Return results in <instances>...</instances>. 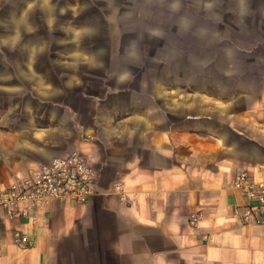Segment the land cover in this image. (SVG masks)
<instances>
[{"label":"rangeland","instance_id":"1","mask_svg":"<svg viewBox=\"0 0 264 264\" xmlns=\"http://www.w3.org/2000/svg\"><path fill=\"white\" fill-rule=\"evenodd\" d=\"M153 1L0 0V181L54 149L93 152L100 166L96 112L120 116L131 96L147 99L145 77L165 79L170 130L195 125L251 150L247 126L225 116L239 110L237 97L242 112L254 109L249 96L264 90V0ZM159 19L167 37L153 33ZM119 71L132 80L118 83ZM119 87L127 91L108 92Z\"/></svg>","mask_w":264,"mask_h":264},{"label":"crops","instance_id":"2","mask_svg":"<svg viewBox=\"0 0 264 264\" xmlns=\"http://www.w3.org/2000/svg\"><path fill=\"white\" fill-rule=\"evenodd\" d=\"M155 1L161 9L162 0ZM247 1L253 0H239L243 6ZM111 21V16L106 18ZM178 24L184 26L188 20ZM161 26L162 21L155 31L145 27L157 37H167ZM95 57L90 59L96 63ZM76 63H82L80 58ZM119 72L118 83L132 80V72ZM141 89L147 99L131 103V96L128 108L132 109L123 115L105 107L98 109L103 116L95 114L103 127L96 134L102 148L100 166L93 152H88V159L81 155L96 173L95 194L88 200L56 198L27 205V214L19 217L0 206V264H264V222L257 220L255 204L232 186V179L243 170L264 176V90L249 96L254 109L242 112L246 105L237 97L234 103L239 110L226 112L230 125H246L241 132L253 140L251 150L237 151L224 133L211 135L195 125L170 130L164 78H153L152 83L142 78ZM191 114L186 117L195 123L199 115ZM68 154L54 149L5 174L0 188L55 155ZM106 171L112 173L110 178ZM117 183L124 189L122 194L114 189ZM198 214L201 218L194 223ZM17 232L31 243L17 242Z\"/></svg>","mask_w":264,"mask_h":264},{"label":"built area","instance_id":"3","mask_svg":"<svg viewBox=\"0 0 264 264\" xmlns=\"http://www.w3.org/2000/svg\"><path fill=\"white\" fill-rule=\"evenodd\" d=\"M95 179L93 166L87 164L78 151L55 155L51 161L38 164L25 176L1 188L0 206L19 217L27 214V205L39 206L56 198L83 202L95 194ZM232 186L240 190L248 202L255 204L260 214L257 220L264 222V176L255 177L250 171L243 170L232 179ZM114 189L120 194L124 191L120 183ZM22 204L25 206L20 209ZM200 218V214L194 215L192 221L196 223ZM15 237L22 245L31 243L25 234L17 232Z\"/></svg>","mask_w":264,"mask_h":264}]
</instances>
